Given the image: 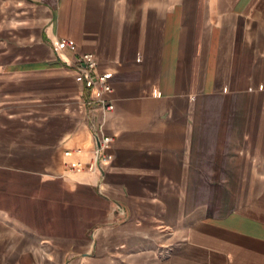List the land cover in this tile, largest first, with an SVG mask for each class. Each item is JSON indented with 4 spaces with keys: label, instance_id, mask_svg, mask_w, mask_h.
Masks as SVG:
<instances>
[{
    "label": "crops",
    "instance_id": "crops-1",
    "mask_svg": "<svg viewBox=\"0 0 264 264\" xmlns=\"http://www.w3.org/2000/svg\"><path fill=\"white\" fill-rule=\"evenodd\" d=\"M0 264H264V0H0Z\"/></svg>",
    "mask_w": 264,
    "mask_h": 264
},
{
    "label": "built area",
    "instance_id": "built-area-1",
    "mask_svg": "<svg viewBox=\"0 0 264 264\" xmlns=\"http://www.w3.org/2000/svg\"><path fill=\"white\" fill-rule=\"evenodd\" d=\"M58 44L60 47L68 46L70 41L65 38H60L58 40ZM76 70L80 77L82 78L85 86L91 90L94 87L98 92V101H100L105 110H112L113 105L108 99H101V94L109 92L111 90V86L106 79L105 74L99 73L95 70L96 68V59L91 52L82 53L77 61H76ZM112 136L107 134H100L95 133L93 135V157L92 159L86 164H71V167L74 170H88L95 174H102L104 172L103 163L107 160V148L108 143L111 141ZM68 154V151L65 152Z\"/></svg>",
    "mask_w": 264,
    "mask_h": 264
},
{
    "label": "rangeland",
    "instance_id": "rangeland-1",
    "mask_svg": "<svg viewBox=\"0 0 264 264\" xmlns=\"http://www.w3.org/2000/svg\"><path fill=\"white\" fill-rule=\"evenodd\" d=\"M188 240H191V239H189V237L181 238V239L178 238L177 240L174 241L175 243L173 244V246H170V245L165 246V245H162V243H160L156 250L157 256L161 258V257L169 256L172 253H174L175 255L180 254L179 249L177 250V248H181L180 247L181 242H186ZM183 246H185V244Z\"/></svg>",
    "mask_w": 264,
    "mask_h": 264
},
{
    "label": "bare ground",
    "instance_id": "bare-ground-1",
    "mask_svg": "<svg viewBox=\"0 0 264 264\" xmlns=\"http://www.w3.org/2000/svg\"><path fill=\"white\" fill-rule=\"evenodd\" d=\"M79 164V163H78Z\"/></svg>",
    "mask_w": 264,
    "mask_h": 264
}]
</instances>
